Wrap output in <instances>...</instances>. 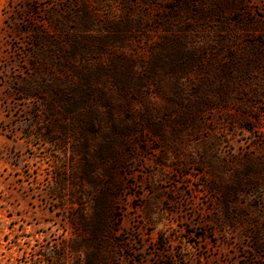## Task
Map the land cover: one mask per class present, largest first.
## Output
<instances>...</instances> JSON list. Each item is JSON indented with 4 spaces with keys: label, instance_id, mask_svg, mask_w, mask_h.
Wrapping results in <instances>:
<instances>
[{
    "label": "rangeland",
    "instance_id": "rangeland-1",
    "mask_svg": "<svg viewBox=\"0 0 264 264\" xmlns=\"http://www.w3.org/2000/svg\"><path fill=\"white\" fill-rule=\"evenodd\" d=\"M0 264H264V0H0Z\"/></svg>",
    "mask_w": 264,
    "mask_h": 264
},
{
    "label": "trees",
    "instance_id": "trees-1",
    "mask_svg": "<svg viewBox=\"0 0 264 264\" xmlns=\"http://www.w3.org/2000/svg\"><path fill=\"white\" fill-rule=\"evenodd\" d=\"M21 91L24 92L23 89Z\"/></svg>",
    "mask_w": 264,
    "mask_h": 264
}]
</instances>
